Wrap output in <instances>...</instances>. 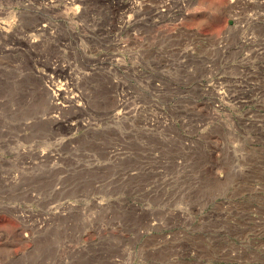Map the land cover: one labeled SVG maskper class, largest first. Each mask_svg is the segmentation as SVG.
Here are the masks:
<instances>
[{"label": "rangeland", "instance_id": "obj_1", "mask_svg": "<svg viewBox=\"0 0 264 264\" xmlns=\"http://www.w3.org/2000/svg\"><path fill=\"white\" fill-rule=\"evenodd\" d=\"M0 264H264V0H0Z\"/></svg>", "mask_w": 264, "mask_h": 264}, {"label": "bare ground", "instance_id": "obj_2", "mask_svg": "<svg viewBox=\"0 0 264 264\" xmlns=\"http://www.w3.org/2000/svg\"><path fill=\"white\" fill-rule=\"evenodd\" d=\"M44 27H45V26H43V28H44ZM45 30H46V29H45ZM40 31H41V30H40ZM46 89H47V88H46ZM63 89H65V88H63ZM56 90H57V89H56ZM45 91H48V90H45ZM48 92H49V91H48ZM60 92H61V91H60ZM63 92H64V91H63ZM61 93H62V92H61ZM65 93H66V92H65ZM65 93H64V94H65ZM50 94H52V93L50 92ZM53 94H54V93H53ZM53 94H52V95H53ZM52 95H51V96L49 95V96L47 97L49 104H52V103L54 102L55 96H54V95L52 96ZM58 97H59V96H58ZM62 98H63V97H62ZM69 98H71V97H69ZM75 98H76V97H75ZM47 99H46V100H47ZM76 99H77V98H76ZM65 100H66V99H65ZM67 100H68V98H67ZM48 102H47V103H48ZM65 102H66V101H65ZM75 102H77V101L75 100ZM118 102H119V101H118ZM54 103H55V102H54ZM68 103H69V101H68ZM71 103H72V101H71ZM119 103H121V102H119ZM56 105H57V104H56ZM71 105H72V104H71ZM119 106H121V104H119ZM51 108H52V107H51ZM54 108H55V107H54ZM119 108H120V107H119ZM119 108H118V109H119ZM118 109H117V110H118ZM56 110H57V109H56ZM114 112H115V111H114ZM120 112H121V111L118 112L119 115H120ZM121 113H122V112H121ZM114 114H116V113H114ZM118 114H117V115H118ZM39 118H40V117H39Z\"/></svg>", "mask_w": 264, "mask_h": 264}]
</instances>
